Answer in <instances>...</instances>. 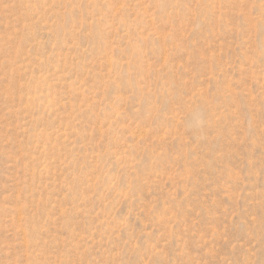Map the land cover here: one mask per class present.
Returning <instances> with one entry per match:
<instances>
[{
	"label": "rangeland",
	"instance_id": "obj_1",
	"mask_svg": "<svg viewBox=\"0 0 264 264\" xmlns=\"http://www.w3.org/2000/svg\"><path fill=\"white\" fill-rule=\"evenodd\" d=\"M0 264H264V0H0Z\"/></svg>",
	"mask_w": 264,
	"mask_h": 264
}]
</instances>
